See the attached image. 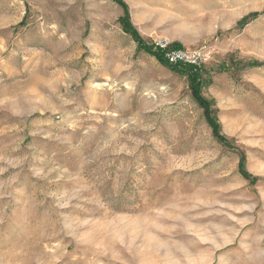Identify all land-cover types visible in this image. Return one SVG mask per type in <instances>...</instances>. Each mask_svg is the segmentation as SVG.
<instances>
[{
    "label": "rangeland",
    "instance_id": "374dc122",
    "mask_svg": "<svg viewBox=\"0 0 264 264\" xmlns=\"http://www.w3.org/2000/svg\"><path fill=\"white\" fill-rule=\"evenodd\" d=\"M121 1L230 147L114 0H0V264H264V0Z\"/></svg>",
    "mask_w": 264,
    "mask_h": 264
},
{
    "label": "trees",
    "instance_id": "16d2710c",
    "mask_svg": "<svg viewBox=\"0 0 264 264\" xmlns=\"http://www.w3.org/2000/svg\"><path fill=\"white\" fill-rule=\"evenodd\" d=\"M114 1L123 9V16L119 19V24L122 27L123 31L128 34L135 42L138 51L153 55L158 62L166 66V68H168L171 72L183 75L187 78L191 95L195 102L202 109L204 118L208 127L211 129L213 138L224 147H230V142L228 141V139H226L221 134L220 125L217 122V117L215 115V111L212 108L211 102H207L204 98L201 97L200 93L203 85V78L201 75L202 66L194 67L183 63L174 65L170 64L166 59V54L171 51H181L183 50L182 46L178 43H171L166 45L165 48L162 49L155 44H147L139 37L135 29L132 27L129 20L128 8L125 3L121 0ZM244 21L245 20H243L241 23L243 24ZM245 163V157L243 155H240L238 163V173L243 179L253 183L256 181V178L251 177L246 171Z\"/></svg>",
    "mask_w": 264,
    "mask_h": 264
},
{
    "label": "built area",
    "instance_id": "2783aa9c",
    "mask_svg": "<svg viewBox=\"0 0 264 264\" xmlns=\"http://www.w3.org/2000/svg\"><path fill=\"white\" fill-rule=\"evenodd\" d=\"M160 48L164 49L166 45H157ZM198 54H188L186 52L181 51H171L166 54V59L170 64H178L183 63L187 65H191L194 67H199L200 64L198 62Z\"/></svg>",
    "mask_w": 264,
    "mask_h": 264
}]
</instances>
